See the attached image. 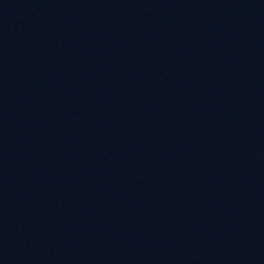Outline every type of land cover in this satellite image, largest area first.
I'll return each mask as SVG.
<instances>
[{"label":"water","instance_id":"water-1","mask_svg":"<svg viewBox=\"0 0 264 264\" xmlns=\"http://www.w3.org/2000/svg\"><path fill=\"white\" fill-rule=\"evenodd\" d=\"M0 264H264V0H0Z\"/></svg>","mask_w":264,"mask_h":264}]
</instances>
